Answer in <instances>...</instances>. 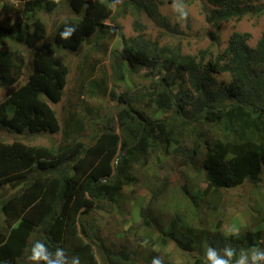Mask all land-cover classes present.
<instances>
[{
  "label": "trees",
  "instance_id": "obj_1",
  "mask_svg": "<svg viewBox=\"0 0 264 264\" xmlns=\"http://www.w3.org/2000/svg\"><path fill=\"white\" fill-rule=\"evenodd\" d=\"M207 1V20L218 30L234 18L264 16L263 7L252 8L242 0ZM63 3L71 15L49 31L40 12L50 15ZM113 3L2 1L0 36L8 43L0 48V97L3 89L8 94L0 98V129L16 138L0 137V211L9 229L0 232V264H32L28 256L36 241L50 251L63 248L68 264L76 256L80 264H142L138 249L127 242L119 247L107 243L95 221L108 208V213L116 212L123 190L138 187L148 176L146 171L157 166L152 162L157 153L171 156L173 146L181 163L175 161L174 172L161 174L163 178L154 177L158 191L147 193L139 227H130L125 234L139 243L165 248L173 244L193 257L190 264H207L209 246L221 250L230 244L236 255L252 247L264 249V206L258 211L251 208L252 222L246 215L240 218L238 238L221 227L229 191L246 186L255 192L264 189V30L254 48L248 45L250 33L233 32L227 48L216 57L210 50L185 54L181 44L161 45L159 38L152 40L143 33L147 26L138 20L142 17L171 29L159 12L158 0H120L110 7ZM119 15L137 18L135 26L142 29L138 36L127 38L119 25L111 26ZM65 21L76 28L66 40L60 36ZM116 28L124 61L148 67L163 62L167 78L122 95L113 92L112 99L121 105L113 117L117 124L95 133L89 142L76 138L57 149L33 143L31 136L61 131L54 108L68 85L70 67L64 51L78 52L87 43L97 47L104 37L114 36ZM16 46L28 50V60ZM224 74L230 81L216 80ZM182 75L187 76L188 87L177 88ZM147 111L171 115L172 121L153 120ZM199 123L216 128V139L203 138ZM191 174L199 186L194 192L186 181ZM210 225L216 226L215 233Z\"/></svg>",
  "mask_w": 264,
  "mask_h": 264
},
{
  "label": "rangeland",
  "instance_id": "obj_2",
  "mask_svg": "<svg viewBox=\"0 0 264 264\" xmlns=\"http://www.w3.org/2000/svg\"><path fill=\"white\" fill-rule=\"evenodd\" d=\"M2 1L0 0V10ZM242 1L250 3L252 8H264V0ZM158 2L160 3L159 12L164 20H167L171 29H161L152 20L142 17L138 20L147 26V30L143 33L150 36L152 40L159 38L161 45L175 46L181 44L185 54L197 55L201 50H210L216 57L227 48L233 32L250 33L251 38L248 41V45L252 48L256 47L262 37L264 16L259 17L258 15L249 14L240 21L234 18L229 22L221 23L218 30L207 20L208 12H206V8L210 7L207 0H182L189 13L186 20L178 18L177 12L173 9L174 0H158ZM176 2H181V0H176ZM40 15L48 23L50 31L55 22H60L65 17H69L71 12L66 3H63L56 12L49 15L41 11ZM17 18L15 16L14 20ZM138 20L132 15H119L111 26L119 25L127 38L136 37L142 30L137 29L135 26ZM0 23H4L3 17H1ZM117 30V28L114 30V36L104 37L97 47H92V43H87L78 52L64 51L65 63L70 67L68 85L62 102L54 108L61 121V131L55 134L43 133L31 136L33 143L57 149L60 145H65L76 138L89 142L95 133H99L107 127L116 126L117 123L113 117L119 112L121 105L117 100L112 99L114 93L116 96L122 95L126 92H132L136 86L150 87L160 79L165 80L167 78V67L163 62L158 63L155 67H148L139 64L132 65L124 61L122 39L118 36ZM6 42L8 43L4 37L0 36V48H6ZM16 48L24 53L26 60L29 59L28 50L21 46H16ZM186 78L187 76L182 75L177 80V88L185 87V85L188 87L185 81ZM216 80L220 82L223 80L230 81V75H217ZM21 81L25 83L27 81L26 76ZM7 94L8 91L3 89L0 98L5 97ZM150 112L147 111V115L153 120H163L168 117V121H172L171 115H157L153 111ZM197 128L203 138L216 139V128L200 123ZM0 137H8L10 141L16 138L13 133L2 129H0ZM185 146H190L187 141H185ZM174 149L175 146L171 148V156H163L161 151L158 152L154 157L155 160H152L157 166H152L149 171H146L148 176L138 187L127 188L123 193L124 196L118 197L116 212L111 210L108 213L110 210L108 208L103 211L104 215H102L103 213L99 214L95 221L100 226L101 235L107 243L119 247L124 242H127L130 246L138 249L142 257V264H152L153 257L162 258L164 264H168V262H171V264H190L192 262L191 259H193L191 255L180 251L173 244L165 248L159 244L152 245L144 241L139 243L140 241L136 237L129 236V233L125 234L128 228L139 227V210L143 202H146L144 198L149 197L147 193L158 191L159 183L154 177L163 178L161 174L166 176L167 173L174 172L175 161H179V164L181 163V156L176 155L173 151ZM188 172L189 169L186 168L184 173ZM186 181L191 191L194 192V186L197 187L198 182L193 174L188 176ZM134 191L135 193L132 194ZM228 194L229 196L226 197L225 202L226 216L223 223H221V227L224 230L228 231L230 227L238 228L240 218H245V215V219L252 222L253 216L249 214L251 213V208L253 207L254 211H258L264 206V189L262 192H255L249 186H246L231 190ZM166 196L164 197V202L169 204L170 198L167 199ZM128 197L130 201H128ZM163 210L162 208V212ZM218 222L216 220V223ZM210 226L212 233H215L216 226ZM0 231L9 232L5 224V216L1 211ZM142 233L143 229L138 234L141 235ZM126 235L128 238L125 237ZM45 241H47V236L43 239V242ZM168 259L170 261L167 262Z\"/></svg>",
  "mask_w": 264,
  "mask_h": 264
},
{
  "label": "clouds",
  "instance_id": "obj_3",
  "mask_svg": "<svg viewBox=\"0 0 264 264\" xmlns=\"http://www.w3.org/2000/svg\"><path fill=\"white\" fill-rule=\"evenodd\" d=\"M56 2L59 3V0H56ZM117 3H120V0H114V3L109 6L114 7ZM173 9L177 12L179 19H187L189 13L182 0L181 2H176V0H174ZM75 31L76 28L65 21V27L63 31H61L60 36L62 39L66 40L71 38ZM126 189L127 188L123 190V193ZM228 234L238 238L239 229L230 227L228 229ZM236 252L237 249L230 244L225 245L221 250L209 246L205 252V259L207 264H233V261L234 264H249V261L250 264H264V249L252 247L249 250H240L238 255H236ZM28 260L31 261L32 264H68V258L63 248L57 246L55 251H50L48 247L40 241H36L32 244ZM71 264H80V258L78 256L73 257ZM152 264H164V261L160 257H153Z\"/></svg>",
  "mask_w": 264,
  "mask_h": 264
}]
</instances>
